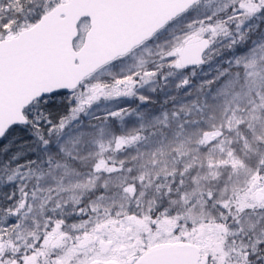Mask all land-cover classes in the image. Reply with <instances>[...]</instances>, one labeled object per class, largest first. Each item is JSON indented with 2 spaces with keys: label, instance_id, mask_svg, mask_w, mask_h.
<instances>
[{
  "label": "snow or ice",
  "instance_id": "6c2138e0",
  "mask_svg": "<svg viewBox=\"0 0 264 264\" xmlns=\"http://www.w3.org/2000/svg\"><path fill=\"white\" fill-rule=\"evenodd\" d=\"M4 186L0 264H264V0H0Z\"/></svg>",
  "mask_w": 264,
  "mask_h": 264
},
{
  "label": "rangeland",
  "instance_id": "374dc122",
  "mask_svg": "<svg viewBox=\"0 0 264 264\" xmlns=\"http://www.w3.org/2000/svg\"><path fill=\"white\" fill-rule=\"evenodd\" d=\"M215 63H216V61H212V62H209L208 64L202 66L200 72H208L209 69H212V68L214 67V64H215ZM210 75H211V73H209V76L205 77V76L200 75V73L198 72V73H197V76H195V77L192 78V79H193V83H197V82H199V81L202 80V79L210 78ZM175 79H177V78H172V77H170V78H169L170 83L174 85V83H175ZM185 91H187V88L181 89V90L177 93V92L175 91L174 87H172V88H165L163 91H157V92L154 93V94H159V96L162 97V99L164 100L167 96H169V95H173V94H176V95H178V96H182V95H183V92H185ZM146 94H148V95H152L153 98H154V94H153V93H146ZM113 103H115V102H113ZM122 103H123V104H128V105H130V106L135 107V106L137 105L138 102H137L135 99H132V100H124ZM145 108H146V107H144V105L142 104V105L139 106V108H138L137 110H138V111H139V110H144ZM133 122H134V118H130V119H128V120L126 121V125L130 126ZM115 126H116L117 128H119V124H115Z\"/></svg>",
  "mask_w": 264,
  "mask_h": 264
},
{
  "label": "trees",
  "instance_id": "16d2710c",
  "mask_svg": "<svg viewBox=\"0 0 264 264\" xmlns=\"http://www.w3.org/2000/svg\"><path fill=\"white\" fill-rule=\"evenodd\" d=\"M153 99L156 101L155 104H153V105L143 104V105H144V107H146L145 109L150 108L151 111L155 113V112L159 111L160 104L163 101V99H162V97L159 96V94H154V98ZM15 150H16L15 148L12 149V151H15ZM7 190H8V186L0 187V194L6 193ZM2 201H3V195H0V202H2Z\"/></svg>",
  "mask_w": 264,
  "mask_h": 264
}]
</instances>
